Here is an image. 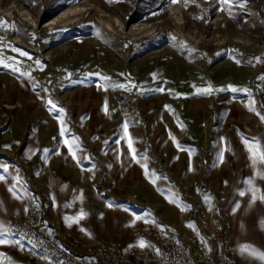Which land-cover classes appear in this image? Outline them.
Listing matches in <instances>:
<instances>
[{"label": "rangeland", "instance_id": "1", "mask_svg": "<svg viewBox=\"0 0 264 264\" xmlns=\"http://www.w3.org/2000/svg\"><path fill=\"white\" fill-rule=\"evenodd\" d=\"M219 7L216 0H0V20L7 22L0 27V56L19 68L0 67V153L33 168L38 217L51 233L72 240H65L69 247L52 233L73 251L97 250L98 242L137 244L144 229L161 224L183 240L195 235L212 252L226 240L232 261L204 195L222 176V151L224 168L245 161V177L264 173L241 138H257L264 148V121L246 107L252 100L264 115V80L258 79L264 74V0L233 6L231 15ZM104 76L137 87L105 91L98 87ZM34 83L40 86L35 91ZM209 84L210 95L197 94ZM49 99L64 109V135ZM126 121L147 174L128 154ZM65 138L80 143L77 157L91 159L78 165ZM237 145L238 151L231 149ZM81 193L82 200L74 199ZM170 193L191 207L198 198V222H189L196 231L187 227L191 207L181 211L166 198ZM81 209L86 217L69 227L64 217ZM136 216L141 219L133 224ZM145 218L154 222L142 225ZM132 228L136 242L96 239L130 240Z\"/></svg>", "mask_w": 264, "mask_h": 264}, {"label": "crops", "instance_id": "2", "mask_svg": "<svg viewBox=\"0 0 264 264\" xmlns=\"http://www.w3.org/2000/svg\"><path fill=\"white\" fill-rule=\"evenodd\" d=\"M231 149L238 151L239 145ZM242 152H244V150H242ZM8 153H0V165H8L9 173L12 176L18 174L23 182L21 185L22 190H27L28 193L27 198L24 200L14 199L8 190L13 180L6 179L5 181H0V202H2L3 205L0 207V221L11 226L14 219L25 214V207L28 208L30 204L35 203L32 198L34 197L37 200L38 183L37 178L33 175V168L28 167L19 160H14V155L10 152ZM224 162L225 159L219 163V166L221 168L223 167L221 170V178L216 183H208V189H206L207 194L212 198L210 213L213 215V219L219 222V232L230 244L233 264H264V261L253 258L247 253L242 255L238 251L239 246L248 244L264 252V227L261 226V222L264 221V202L258 199L255 203H250V193L245 196L238 195V192L245 188L242 181L248 178L245 177V171L243 170V173L241 171V168L246 166L245 161L241 163L243 164L241 167L234 161L233 163H227V167L225 168L224 166H226V163ZM214 184L219 186L217 191L212 190V187L210 188V186L214 187ZM254 184L256 187L264 190V179L256 177L254 179ZM195 201V205L191 207L190 214H188V223L191 220H193L194 224L198 222L200 205L198 204V198H196ZM237 205H239V207H237ZM153 221L154 220L148 221L142 225L150 224ZM178 224L181 225L182 222ZM52 233L70 247L68 242H72V240L67 239L68 242H66L67 240L65 237L62 238L59 234H55V232ZM127 235H130V240H127V236L126 240L123 238L96 239L120 241L124 243L138 241V238L134 235L133 228ZM11 238L14 239L13 237ZM205 239L211 248L216 247L208 236H205ZM73 247L78 250L83 249L80 244H74L72 248ZM0 254H2L5 264H40L35 260L26 259L19 253L15 246L0 245Z\"/></svg>", "mask_w": 264, "mask_h": 264}, {"label": "built area", "instance_id": "3", "mask_svg": "<svg viewBox=\"0 0 264 264\" xmlns=\"http://www.w3.org/2000/svg\"><path fill=\"white\" fill-rule=\"evenodd\" d=\"M38 208L29 206L25 216L16 218L10 226L16 240H23L27 245L23 250L16 247L29 260L46 264H232L226 240H220L219 248L212 252L202 240L191 236L189 240L166 228L162 231L154 224L144 229L143 239L152 247L131 246L136 244H120L116 242H98L97 250L76 252L67 247L51 231H44L45 224L38 217ZM207 226L208 217L204 216ZM49 229V227L47 226ZM207 228V227H206ZM216 237L217 227L210 229ZM32 244H28V241ZM42 241V243H38ZM32 245H37L35 250ZM159 249L161 255H157ZM47 256L49 259H44Z\"/></svg>", "mask_w": 264, "mask_h": 264}, {"label": "snow or ice", "instance_id": "4", "mask_svg": "<svg viewBox=\"0 0 264 264\" xmlns=\"http://www.w3.org/2000/svg\"><path fill=\"white\" fill-rule=\"evenodd\" d=\"M173 2H176V0H173ZM216 2L220 5V7L217 9L218 11L224 10V6H227L228 10H229V14L231 15V8L233 6L236 7H246L247 6V0H216ZM7 23L6 21L0 20V27H3V25ZM14 51L20 53L22 56H29V53L19 49V48H13ZM257 61L259 62V58H256ZM39 61H37V64L39 65ZM237 63H240V61H237ZM249 63H251V61H249ZM0 67H4V68H11L12 71H19L18 67H15L13 63H8L6 62V59L2 56H0ZM23 75H28V73H23ZM92 75V74H89ZM95 75H99L98 73ZM121 75H124L123 73ZM258 79L260 80H264V74H261V76L258 77ZM103 81L105 82L104 84H98V87L103 88V90L107 91L109 87L111 88H125L128 90H132V88L137 87L135 84H133L131 81H129L128 84H112L109 83L110 78L107 76L103 77ZM40 87L38 84L34 83L32 85L33 91L36 90V88ZM232 92H237V91H244L245 93L249 94V97L251 96V93L248 89H237L234 86L229 85L228 86ZM156 91H160L163 92L164 89L163 88H157ZM214 91V89L212 88V86L209 84L207 87L204 88H197L196 92L197 94H211ZM46 103L48 105H50V111H54V112H58V119L60 121V133L61 135H64L67 132V128L65 126V122L63 120V114H64V109L62 107L57 106V104L52 101L51 99L47 100ZM255 102L250 100L249 104L246 105V107L249 109V111H253L255 112L262 121H264V115H262L261 113L257 112L255 107H254ZM166 108H168L169 110H171L170 106L166 105ZM104 111L107 113L108 112V107H107V101H105V107H104ZM83 120V118H82ZM123 136L125 138H127V149H128V154L131 158V160L137 164H141V166L145 169V172L147 174V164L143 162V157H138L137 153L133 147L134 145V141L131 139L128 128H129V123L126 121L123 125ZM242 141L246 147V149L248 150V152L250 153V159L252 161L253 165L256 164H264V148L261 147V144L259 142V140L257 138H252V140H249L247 137H241ZM173 140H175V137H173ZM108 142L105 141V144H107ZM120 141L117 140L116 144L119 145ZM63 144L67 147V150L69 152V154L72 156V158L74 160H76V162L78 163V165L80 164V160L81 159H91V157H77V153L81 151V145L78 142V140L76 138H72V139H68L65 138L63 140ZM6 147H10V145H7ZM177 147L179 148L180 145L177 143ZM44 152H48L47 149L43 150ZM117 152H120V149H116ZM189 152H191L192 150H188ZM56 154H60L59 152H57ZM31 158V157H29ZM220 161H223V151L220 153V157H219ZM94 168V166H93ZM191 170V169H189ZM259 177L260 179H264V173L261 172H257L254 176H250L248 178H246L245 180L242 181V183L245 185V188L243 190H240L238 192L239 196H245L246 194L250 193L251 194V201L250 203H255L258 199L261 202H264V190H261L260 188L256 187L254 184V179L256 177ZM6 179H11L13 180V183L9 185V192L12 194L14 199H18V200H24L25 198H27L28 193L27 190H22L21 185H22V179L20 178V176L17 174L16 176H12L9 173L8 170V165L4 164V165H0V181H5ZM164 179H167L166 177H164ZM153 183H155V180L153 179L152 181ZM63 190V188H62ZM53 200L55 199L54 197H52ZM168 199V201L174 205H177L181 211H185L190 209L191 205H187L184 204L178 197L175 196V194H169L168 197H166ZM35 203L34 206L36 208H38L39 202L36 200V198H32ZM74 199L77 200H82L83 199V194L81 193L78 197H74ZM211 201L212 198L209 194H205L204 195V202L205 204H207L209 206V211H211ZM2 202H0V207H2ZM66 206H70V205H66ZM108 207H112L113 205L111 203H108L107 205ZM237 207H239V205H237ZM25 213L28 212V208L25 207L24 209ZM235 211V209H234ZM87 213L81 209L79 214L76 216H65L64 220L65 223L71 227L73 223H79L80 220L84 219L86 217ZM141 217L140 216H136L135 219L133 220V224L135 223V220H140ZM144 222L147 223L148 220L145 218ZM154 222V221H153ZM261 226L264 227V221L261 222ZM159 227L161 228V230H164V226L163 225H159ZM187 227L192 228L194 231H196L195 225L193 223H189L187 224ZM83 231H86L84 229H82ZM44 231H49L50 234V230L47 228V226H45ZM90 235V233H88ZM15 235L14 230L9 226L6 225L3 221H0V245H11V246H15V247H19L22 250L27 247V245L24 243L23 240H16V239H12L11 237ZM197 235H199L198 231H197ZM28 244H32V241H28ZM38 243H42V241L38 242ZM131 246H138L141 248L144 247H152V245L148 244L145 240L140 239L138 241V243L136 245H131ZM37 247V245H32V249L30 250H35V248ZM238 251L243 255L245 253H247L249 256L259 259L261 261H264V252H261L259 249L254 248L252 245H248V244H244L239 246ZM156 253L157 255H161L159 249H156ZM44 259H49L47 256L43 257ZM0 264H5L4 259L2 254H0Z\"/></svg>", "mask_w": 264, "mask_h": 264}]
</instances>
